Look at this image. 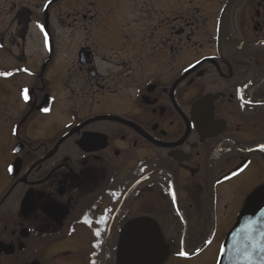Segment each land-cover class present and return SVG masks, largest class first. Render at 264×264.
I'll use <instances>...</instances> for the list:
<instances>
[{"label": "flooded vegetation", "instance_id": "af4514ba", "mask_svg": "<svg viewBox=\"0 0 264 264\" xmlns=\"http://www.w3.org/2000/svg\"><path fill=\"white\" fill-rule=\"evenodd\" d=\"M0 45V264H218L264 207V0H0Z\"/></svg>", "mask_w": 264, "mask_h": 264}, {"label": "water", "instance_id": "95a60500", "mask_svg": "<svg viewBox=\"0 0 264 264\" xmlns=\"http://www.w3.org/2000/svg\"><path fill=\"white\" fill-rule=\"evenodd\" d=\"M141 226L134 223L123 233L118 264H155L161 260L158 233L150 225L148 232ZM218 264H264V207L255 214L251 206L244 209L226 237Z\"/></svg>", "mask_w": 264, "mask_h": 264}, {"label": "snow or ice", "instance_id": "6c2138e0", "mask_svg": "<svg viewBox=\"0 0 264 264\" xmlns=\"http://www.w3.org/2000/svg\"><path fill=\"white\" fill-rule=\"evenodd\" d=\"M40 27H41V29H43V26H40ZM0 47H2V45H0ZM23 95H24V99L28 100L29 97H28V90L27 89L24 90ZM45 111H47V109H45ZM261 150L264 151V145L261 146ZM180 255L186 256L187 253L186 252H180Z\"/></svg>", "mask_w": 264, "mask_h": 264}, {"label": "rangeland", "instance_id": "374dc122", "mask_svg": "<svg viewBox=\"0 0 264 264\" xmlns=\"http://www.w3.org/2000/svg\"><path fill=\"white\" fill-rule=\"evenodd\" d=\"M31 42L33 43L34 41L32 40Z\"/></svg>", "mask_w": 264, "mask_h": 264}]
</instances>
